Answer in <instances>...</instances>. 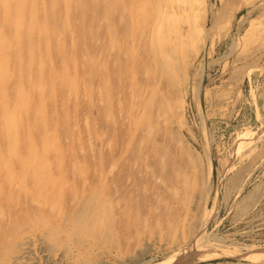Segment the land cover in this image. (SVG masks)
Returning <instances> with one entry per match:
<instances>
[{
  "label": "rangeland",
  "instance_id": "1",
  "mask_svg": "<svg viewBox=\"0 0 264 264\" xmlns=\"http://www.w3.org/2000/svg\"><path fill=\"white\" fill-rule=\"evenodd\" d=\"M0 40V264H264V0H0Z\"/></svg>",
  "mask_w": 264,
  "mask_h": 264
},
{
  "label": "bare ground",
  "instance_id": "2",
  "mask_svg": "<svg viewBox=\"0 0 264 264\" xmlns=\"http://www.w3.org/2000/svg\"><path fill=\"white\" fill-rule=\"evenodd\" d=\"M10 14V13H9ZM1 41V40H0ZM43 77V76H42ZM44 80V79H43ZM31 106V105H30ZM80 106V105H79ZM137 110V109H136ZM83 134V133H82ZM147 158V157H146ZM138 173V172H137ZM86 186V185H85ZM130 189V188H129ZM67 207V206H66ZM63 212V211H62ZM24 231V230H23ZM27 242V241H26ZM28 244V243H27ZM55 250V249H54ZM22 252V251H21ZM45 252V251H44ZM62 256V255H61Z\"/></svg>",
  "mask_w": 264,
  "mask_h": 264
}]
</instances>
